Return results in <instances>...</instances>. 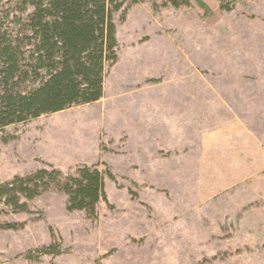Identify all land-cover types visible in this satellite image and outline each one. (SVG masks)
<instances>
[{
    "label": "rangeland",
    "instance_id": "374dc122",
    "mask_svg": "<svg viewBox=\"0 0 264 264\" xmlns=\"http://www.w3.org/2000/svg\"><path fill=\"white\" fill-rule=\"evenodd\" d=\"M203 1L208 14L195 2L176 9L164 0H141L117 14L119 51L151 39L161 49L170 36L173 45L187 46L189 63L200 51L201 58L233 60L236 75L248 67L264 76V0H225L228 11L218 0ZM186 69L193 74L195 65ZM163 71L157 73L162 80ZM258 121L250 133L260 154L235 150L207 164L195 151L171 174L162 163L136 170L131 142L109 139L93 107L7 128L0 183L40 169L70 174L85 165L113 177L105 175L107 201L96 219L66 210L67 197L54 189L29 202L27 212L0 203V264H264V114ZM51 245L60 253L40 256Z\"/></svg>",
    "mask_w": 264,
    "mask_h": 264
},
{
    "label": "trees",
    "instance_id": "16d2710c",
    "mask_svg": "<svg viewBox=\"0 0 264 264\" xmlns=\"http://www.w3.org/2000/svg\"><path fill=\"white\" fill-rule=\"evenodd\" d=\"M173 8L197 7L210 13L203 0H164ZM229 10L225 0H218ZM141 0H0V143L14 125L43 116L90 106L103 99L107 71L119 58L115 16L126 15ZM74 173L40 169L0 183V203L13 212L50 190L67 197V209L98 217L107 201L105 175L98 166ZM6 229H16L8 225ZM40 256L59 254L55 245ZM33 252L27 255L32 260Z\"/></svg>",
    "mask_w": 264,
    "mask_h": 264
},
{
    "label": "crops",
    "instance_id": "0c3cea01",
    "mask_svg": "<svg viewBox=\"0 0 264 264\" xmlns=\"http://www.w3.org/2000/svg\"><path fill=\"white\" fill-rule=\"evenodd\" d=\"M151 40L119 51L103 83V99L88 105L106 122L101 128L109 139L131 142L136 170L162 163L171 174L181 172L195 151L205 163L217 164L220 154L261 150L250 132L264 114V76L252 75L248 67L236 75L233 60L201 58L200 51L189 63L187 46L177 47L165 36L159 49V40ZM188 65H195L193 74ZM163 70L168 73L162 80L157 73ZM156 80L162 82L156 86Z\"/></svg>",
    "mask_w": 264,
    "mask_h": 264
}]
</instances>
